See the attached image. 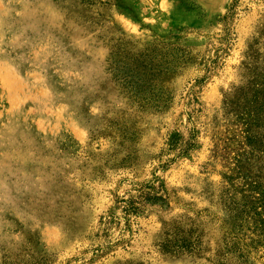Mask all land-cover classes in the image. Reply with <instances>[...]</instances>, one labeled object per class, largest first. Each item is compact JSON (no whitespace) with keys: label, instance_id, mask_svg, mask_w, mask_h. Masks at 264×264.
Segmentation results:
<instances>
[{"label":"rangeland","instance_id":"rangeland-1","mask_svg":"<svg viewBox=\"0 0 264 264\" xmlns=\"http://www.w3.org/2000/svg\"><path fill=\"white\" fill-rule=\"evenodd\" d=\"M0 264H264V0H0Z\"/></svg>","mask_w":264,"mask_h":264},{"label":"trees","instance_id":"trees-1","mask_svg":"<svg viewBox=\"0 0 264 264\" xmlns=\"http://www.w3.org/2000/svg\"><path fill=\"white\" fill-rule=\"evenodd\" d=\"M153 107H155V108H157V109H159V105L158 104H156V105H152ZM177 142V139H176V135H175V137H173V138H171V143L172 144H175ZM188 147H193V145H189ZM189 151V150H188ZM188 151H186V152H183V154L184 153H187Z\"/></svg>","mask_w":264,"mask_h":264}]
</instances>
